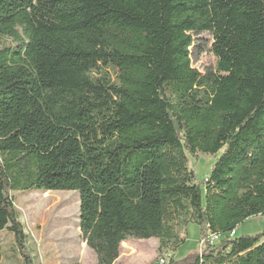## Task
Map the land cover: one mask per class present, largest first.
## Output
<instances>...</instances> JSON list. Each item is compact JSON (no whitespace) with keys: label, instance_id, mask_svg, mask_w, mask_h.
<instances>
[{"label":"trees","instance_id":"16d2710c","mask_svg":"<svg viewBox=\"0 0 264 264\" xmlns=\"http://www.w3.org/2000/svg\"><path fill=\"white\" fill-rule=\"evenodd\" d=\"M204 32L215 71L192 65ZM198 153L218 155L202 182ZM57 190L96 264L130 238L177 250L190 223L186 264H264V231L235 236L264 215V0H0V231L22 264L12 192Z\"/></svg>","mask_w":264,"mask_h":264},{"label":"rangeland","instance_id":"374dc122","mask_svg":"<svg viewBox=\"0 0 264 264\" xmlns=\"http://www.w3.org/2000/svg\"><path fill=\"white\" fill-rule=\"evenodd\" d=\"M5 42L11 43V39ZM213 38L209 33L195 36L191 48L193 67L201 72L215 71L217 59L212 50ZM218 155L198 153L190 157V167L195 170L198 182H202L212 169ZM14 191V204L19 219L29 234V249L35 264H96V254L83 241L79 222L80 198L77 191ZM178 235L185 240L177 250L172 245L162 247L157 238H130L122 243L121 253L114 264H158L167 258L168 264H186L200 252L201 228L195 223L177 227ZM264 231V215L247 219L236 230L235 236L256 235ZM232 235V234H230ZM233 236V235H232ZM219 236L214 242H219ZM3 258L0 264H22L20 254L15 251V238L9 230L0 231ZM176 262V263H174Z\"/></svg>","mask_w":264,"mask_h":264},{"label":"built area","instance_id":"2783aa9c","mask_svg":"<svg viewBox=\"0 0 264 264\" xmlns=\"http://www.w3.org/2000/svg\"><path fill=\"white\" fill-rule=\"evenodd\" d=\"M231 234L234 235V232H232ZM219 236H220V235L211 234V235H210L211 243H214V241H215L216 239H218ZM202 243H203V241H202ZM158 264H168L167 258H162V259H160V261H159Z\"/></svg>","mask_w":264,"mask_h":264},{"label":"bare ground","instance_id":"6f19581e","mask_svg":"<svg viewBox=\"0 0 264 264\" xmlns=\"http://www.w3.org/2000/svg\"><path fill=\"white\" fill-rule=\"evenodd\" d=\"M45 195L48 194V192L44 193Z\"/></svg>","mask_w":264,"mask_h":264}]
</instances>
